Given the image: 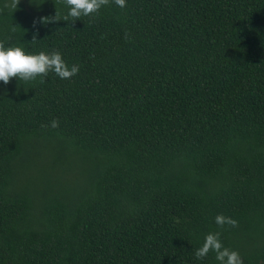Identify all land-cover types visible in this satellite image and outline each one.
<instances>
[{
    "label": "trees",
    "instance_id": "16d2710c",
    "mask_svg": "<svg viewBox=\"0 0 264 264\" xmlns=\"http://www.w3.org/2000/svg\"><path fill=\"white\" fill-rule=\"evenodd\" d=\"M5 2V47L79 72L0 82V264H219L194 255L216 232L264 264V0H110L68 21L62 0Z\"/></svg>",
    "mask_w": 264,
    "mask_h": 264
},
{
    "label": "clouds",
    "instance_id": "9594fccd",
    "mask_svg": "<svg viewBox=\"0 0 264 264\" xmlns=\"http://www.w3.org/2000/svg\"><path fill=\"white\" fill-rule=\"evenodd\" d=\"M69 8L68 13L63 17L64 21L70 18L79 20L82 16L89 17L99 10L109 5L110 0H62ZM121 9L125 8L126 0H112ZM20 0H6L3 8L15 9L19 5ZM60 22V13L55 11L52 17L41 18L39 23L48 25L50 23ZM36 22L34 21V27ZM128 33H125V39H128ZM38 33L32 37V43L37 41ZM49 72H53L61 79H69L79 72V66L73 65L71 68L65 63L59 51L53 50L51 54L41 51L39 54H26L21 47H5L0 42V82L7 85L13 78L25 82L34 81L37 77H41V83L44 82L43 77H47ZM53 129L59 127V121L53 120L50 125ZM43 127V126H42ZM215 223L224 228L225 225L237 227L238 222L224 215H217ZM209 252L215 253V259L219 264H243V260L237 251L225 248L220 242V233H209L205 236L203 245L195 250L194 255L199 259L207 257Z\"/></svg>",
    "mask_w": 264,
    "mask_h": 264
}]
</instances>
